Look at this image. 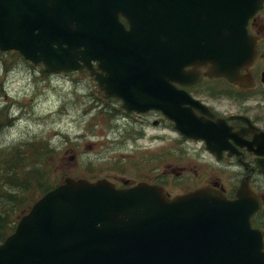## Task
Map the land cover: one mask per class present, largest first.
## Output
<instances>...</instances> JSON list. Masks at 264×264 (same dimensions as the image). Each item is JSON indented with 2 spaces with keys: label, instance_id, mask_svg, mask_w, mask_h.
Segmentation results:
<instances>
[{
  "label": "water",
  "instance_id": "obj_1",
  "mask_svg": "<svg viewBox=\"0 0 264 264\" xmlns=\"http://www.w3.org/2000/svg\"><path fill=\"white\" fill-rule=\"evenodd\" d=\"M263 3L0 0V51L54 74L86 70L125 111H161L184 136L208 141L212 126L191 110L201 104L175 84L197 80L187 68L202 65L234 82L253 59L246 26ZM242 194L201 187L170 198L147 183L66 177L0 243V264H264L249 223L259 203Z\"/></svg>",
  "mask_w": 264,
  "mask_h": 264
},
{
  "label": "rangeland",
  "instance_id": "obj_2",
  "mask_svg": "<svg viewBox=\"0 0 264 264\" xmlns=\"http://www.w3.org/2000/svg\"><path fill=\"white\" fill-rule=\"evenodd\" d=\"M160 118L127 117L120 102L106 98L88 73L45 72L16 52L0 51V152L31 145L34 138L46 142L53 153L42 161L52 187L65 177L106 178L117 187L163 178L169 190L175 175L171 170L178 167L198 185L207 181L211 169L222 177L220 164L188 157L166 121L160 127L151 124ZM28 147L24 150L29 155ZM0 205L12 206L7 201ZM19 215H12L15 224Z\"/></svg>",
  "mask_w": 264,
  "mask_h": 264
},
{
  "label": "flooded vegetation",
  "instance_id": "obj_3",
  "mask_svg": "<svg viewBox=\"0 0 264 264\" xmlns=\"http://www.w3.org/2000/svg\"><path fill=\"white\" fill-rule=\"evenodd\" d=\"M119 20L127 25L123 16L120 15ZM246 32L255 42V53L251 62L236 72L234 82L224 76H210V66L202 65L187 68L199 73L197 80L189 85L175 84L177 89L201 104L202 109L191 110L197 118L212 126L206 133L208 141L184 136L175 128V122L161 111L127 112L119 102L127 117L159 115L161 118L152 120L151 124L160 127L166 121L167 127L177 135L178 142L184 144L188 157L222 167V177L213 174L211 169L209 178L201 185L196 184L192 175H184L182 167H178L176 172L171 170L175 175L169 190L163 178L145 183L162 187L169 197L184 195L201 187L216 188L228 200L237 199L241 190L250 192L259 203L250 223L259 232L264 250V3L249 19ZM213 129L216 130L211 132Z\"/></svg>",
  "mask_w": 264,
  "mask_h": 264
},
{
  "label": "trees",
  "instance_id": "obj_4",
  "mask_svg": "<svg viewBox=\"0 0 264 264\" xmlns=\"http://www.w3.org/2000/svg\"><path fill=\"white\" fill-rule=\"evenodd\" d=\"M28 146H31V161L27 150H24ZM52 153L53 149L46 142L35 138L31 140V145L21 143L0 152V202L7 201L12 205L7 209L0 205V243L15 227L16 221L12 220V215L20 212L18 219L26 212L21 213L29 200L34 202L52 188L46 178V161H42Z\"/></svg>",
  "mask_w": 264,
  "mask_h": 264
},
{
  "label": "bare ground",
  "instance_id": "obj_5",
  "mask_svg": "<svg viewBox=\"0 0 264 264\" xmlns=\"http://www.w3.org/2000/svg\"><path fill=\"white\" fill-rule=\"evenodd\" d=\"M242 191H243V190H241V191L239 192V196H243ZM241 194H242V195H241Z\"/></svg>",
  "mask_w": 264,
  "mask_h": 264
}]
</instances>
